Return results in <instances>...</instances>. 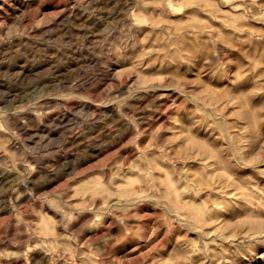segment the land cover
<instances>
[{
    "label": "rangeland",
    "instance_id": "obj_1",
    "mask_svg": "<svg viewBox=\"0 0 264 264\" xmlns=\"http://www.w3.org/2000/svg\"><path fill=\"white\" fill-rule=\"evenodd\" d=\"M0 264H264V0H0Z\"/></svg>",
    "mask_w": 264,
    "mask_h": 264
}]
</instances>
